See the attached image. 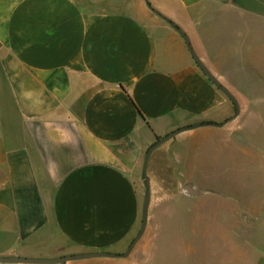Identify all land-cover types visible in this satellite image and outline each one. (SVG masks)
Wrapping results in <instances>:
<instances>
[{
	"label": "crops",
	"instance_id": "1",
	"mask_svg": "<svg viewBox=\"0 0 264 264\" xmlns=\"http://www.w3.org/2000/svg\"><path fill=\"white\" fill-rule=\"evenodd\" d=\"M148 2L162 16L144 0H0V256L121 253L140 224L143 155L177 127L223 122L152 150L148 210L157 188L212 171L195 159L204 141L232 156L239 137L231 122L244 118L242 105L230 119L232 103L165 18L237 101H264V0ZM164 158L172 177L160 172ZM243 207L242 226L264 228V196ZM218 211L232 222L233 207ZM253 264H264V254Z\"/></svg>",
	"mask_w": 264,
	"mask_h": 264
},
{
	"label": "rangeland",
	"instance_id": "2",
	"mask_svg": "<svg viewBox=\"0 0 264 264\" xmlns=\"http://www.w3.org/2000/svg\"><path fill=\"white\" fill-rule=\"evenodd\" d=\"M238 104L244 118L231 122L239 137L233 141L232 156L229 147L225 153L215 142L204 141L195 159H200V167L212 171L189 173L190 178L186 176L176 188H157L147 226L129 254L116 260L119 264H176L178 258L181 264H253L264 254V228H245L241 216L247 202L257 203L264 196V101ZM181 152L187 166L193 150ZM169 163L164 158L158 165L162 175L172 177L166 168ZM189 188L198 191L190 193ZM214 191L231 195L216 196ZM226 205L233 207L232 222L227 213L218 211ZM209 220L212 225L203 227Z\"/></svg>",
	"mask_w": 264,
	"mask_h": 264
},
{
	"label": "water",
	"instance_id": "3",
	"mask_svg": "<svg viewBox=\"0 0 264 264\" xmlns=\"http://www.w3.org/2000/svg\"><path fill=\"white\" fill-rule=\"evenodd\" d=\"M145 4L149 9H151L156 14L162 16L160 13H158L155 9L151 7L148 0H144ZM165 20L169 23V25L175 29L185 40L188 51L192 57V59L195 61L196 65L201 69V71L204 73V75L230 100L234 107V113L233 116L230 118L237 116L239 113V104L238 101L235 99L234 95L224 86L222 85L210 72L209 70L204 66V64L200 61L198 56L195 54L188 37L186 34L172 21L165 18ZM223 122L217 123L214 121H200L191 123L188 125H183L180 127H177L173 129L172 131H169L165 135H162L155 139L153 143H151L142 159L141 164V171H140V177L143 183L144 192L142 196V202H141V210H140V224L138 227L137 232L127 245L126 249L121 253H115V252H109V251H88V252H82V253H74V254H66L61 255L59 257L55 258H31V257H24V256H15V255H8V256H0V263H40V264H53V263H64L67 260H77V259H84V258H92V257H125L129 254L135 243L139 240V238L142 236L146 225H147V216H148V206L150 203V183L149 178L146 173L147 169V161L150 156V153L153 149H155L157 146L165 142L166 140L170 139L177 133L188 130L191 128H195L198 126H204V125H213V126H221ZM190 193H194L198 191V189L192 190L188 189Z\"/></svg>",
	"mask_w": 264,
	"mask_h": 264
},
{
	"label": "trees",
	"instance_id": "4",
	"mask_svg": "<svg viewBox=\"0 0 264 264\" xmlns=\"http://www.w3.org/2000/svg\"><path fill=\"white\" fill-rule=\"evenodd\" d=\"M158 138V137H157Z\"/></svg>",
	"mask_w": 264,
	"mask_h": 264
}]
</instances>
